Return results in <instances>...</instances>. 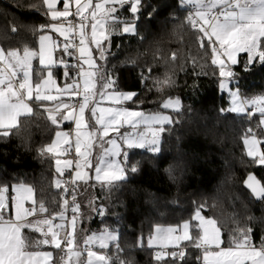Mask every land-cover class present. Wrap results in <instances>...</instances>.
I'll return each instance as SVG.
<instances>
[{"label": "snow or ice", "instance_id": "snow-or-ice-1", "mask_svg": "<svg viewBox=\"0 0 264 264\" xmlns=\"http://www.w3.org/2000/svg\"><path fill=\"white\" fill-rule=\"evenodd\" d=\"M61 3L62 6L58 7V0H41L28 9L38 14L43 10L44 16L48 18L44 24L25 25L38 35V49L28 45H24L22 50L0 47V138L6 139L10 134H15L14 130L18 131L20 118L33 114V104L47 113V119L56 128L65 121L75 125L74 141L71 131L57 130L49 143L37 149L40 157L54 160L55 172L58 174L54 178V186L63 193L62 202L58 205L59 212L49 213L46 202L35 198L34 188L30 185H0V264H57L54 259L56 250L66 254L59 257L60 264H112L110 257L92 251V245L108 248L110 242L117 241L118 230L102 229L99 233L88 235L83 241L87 249V261L80 260L81 251L75 246L79 243L76 222L81 216V206L76 201L75 187L70 191L68 185L87 184L93 179L89 174L93 167L94 179L102 187L111 188L124 181L128 172H137L141 164V161H136L129 169L126 149L139 148L151 154L160 153L166 126L174 123L163 111L145 113L137 110L146 97L141 98V94L136 91L117 90L116 80L104 67L112 36L117 33H137L136 22L144 7L142 0H97L95 3L93 0H61ZM185 4L195 8L194 12H188L185 22L193 30L195 42L203 51L205 59L210 58L211 66L218 70L219 89L227 91L231 98V106L227 110L220 109L221 113L228 111L248 116L259 113V123L264 125V93L242 97L239 88L232 87L233 84L238 85L240 79L239 73L235 71L237 66L246 73L251 72L257 62L264 66V0H179L181 9ZM125 6H128L131 20L119 17V11ZM152 14L148 13L149 18ZM11 31L16 32L17 28L13 26ZM52 33L64 39L62 48L53 39ZM58 48L65 56L72 58V62L54 59ZM241 53L246 54L243 61L238 58ZM171 58L175 61L176 53L173 52ZM189 59L195 68L196 60ZM34 60H38L41 66L35 79ZM58 64L63 65L65 79L62 86L54 78L53 69ZM204 67V64L200 65V74L206 75ZM180 70H184L183 65ZM151 71L149 68L148 76L141 71V83L151 78ZM98 84L102 85L99 95L108 99L113 106H99L96 99ZM152 84L153 87L147 91L152 92L154 89L163 95L167 89L176 86L174 73L165 72L163 77L152 78ZM129 102L136 107L127 106ZM160 107L178 112L181 109L180 98L169 96L163 99ZM249 108L251 111H248ZM124 126L143 130L120 134ZM110 133L120 135L121 144L116 139H109L111 147L105 149V152L110 153L109 159L101 156L93 164L91 150L95 142L109 137ZM262 142L255 134L243 141L247 156L257 165H264V151L259 147ZM73 144L74 160L61 159L69 153ZM73 165L74 172L69 173L70 179H63L65 169ZM244 184L254 197L264 200V184L252 173H248ZM26 202H30L29 207L25 206ZM93 203L90 201L89 207ZM69 207L72 213L70 221L66 216ZM202 209L203 205L192 218L198 221L196 237L190 235V222L187 220L183 222L182 233L180 228H162L157 225L148 238L149 247L157 243L162 249H179L181 241L191 240L194 247L201 251L203 264H264V237L261 238L260 246L256 247L251 239L253 229L238 227L230 234L229 246L222 247L221 228L212 217L201 216ZM92 211L103 216L105 209L101 204L92 207ZM25 230H28L27 233ZM45 246L52 250H43ZM168 255L164 251L157 252L155 259L160 260ZM170 256L173 260L179 258L183 261L186 252L180 249L172 251ZM200 259L197 257V260ZM120 264L132 262L120 261Z\"/></svg>", "mask_w": 264, "mask_h": 264}, {"label": "trees", "instance_id": "trees-1", "mask_svg": "<svg viewBox=\"0 0 264 264\" xmlns=\"http://www.w3.org/2000/svg\"><path fill=\"white\" fill-rule=\"evenodd\" d=\"M40 2L0 0L1 47L5 50H22L24 45L37 48L38 35L25 25L47 22L43 10L39 14L28 10ZM142 5L136 22L137 33L112 36L104 67L116 80L117 90L136 91L141 98L146 97L141 109L157 110L161 101L169 96L180 98L181 109L171 113L174 123L166 126L160 153L126 149L129 169L132 163L141 161L137 172L129 171L124 181L111 188L102 187L93 179L80 184L76 193V201L81 206L78 238L102 229L118 230L117 241L110 242L108 248L93 245L94 249L110 257L112 264H120V261L200 264L197 257L201 251L194 247L193 241H184L179 249L167 248L169 255L157 260L155 248L149 247L148 238L156 225H179L186 220L190 222L191 236L196 237L197 222L192 218L203 205L204 217H212L221 228L222 246H229L230 234L238 227H251V239L255 246H260L264 237V200L256 201L242 185L250 172L264 184V165H257L243 147L246 136L261 135L260 115L221 113L220 109H228L229 101L226 92L218 87V70L211 66L210 58L205 59L195 42L193 30L185 22L188 11L194 7L185 5L181 9L179 0H142ZM127 8L119 11L120 19H132ZM149 12L153 13L150 18ZM13 26L17 28L16 32L11 31ZM173 52L177 57L175 61L171 58ZM189 57L196 60L195 68ZM238 58L243 61L246 54L241 53ZM201 64L205 65L203 72L206 75L200 74ZM149 68L151 78L141 83V71L148 76ZM62 69L61 66L53 69L58 80L62 78ZM40 71L35 64L34 79ZM235 71L240 79L238 85L232 87H238L242 97L264 93V66L257 62L251 72L241 71L240 66ZM165 72L174 73L176 86L167 89L163 95L154 89L148 92L153 87L152 78L163 77ZM128 105L136 107L131 102ZM70 126L71 123L65 121L59 128ZM57 129L47 119V113L36 105L32 115L20 118L15 134L0 138V185L29 184L34 188L35 198L46 202L49 213L59 212L61 190L54 186L58 174L53 159L40 157L37 149L49 143ZM261 147L264 151V143ZM90 201L94 202L92 207L103 205V216L92 211ZM180 249L186 252L183 261L173 260L170 253Z\"/></svg>", "mask_w": 264, "mask_h": 264}, {"label": "rangeland", "instance_id": "rangeland-1", "mask_svg": "<svg viewBox=\"0 0 264 264\" xmlns=\"http://www.w3.org/2000/svg\"><path fill=\"white\" fill-rule=\"evenodd\" d=\"M59 1V0H58ZM95 2H97V0H93V3H95ZM185 5H187V4H185ZM62 6V5H61ZM55 40H57L58 41V39H55ZM58 50H59V48L57 49V51L54 53V58L57 60V61H59V60H61L60 59V56H59V52H58ZM57 52H58V57H56V55H57ZM41 67V66H40ZM85 68H87V66H85ZM61 86L63 85V83H61L60 84ZM101 88H102V85L101 86H98L97 87V96H96V99H97V101H98V103H99V106L100 107H111V106H113V104L108 100V99H105V98H103V97H101L100 95H99V91L101 90ZM105 92H107L108 90H104ZM119 91H130V90H119ZM226 92V94H227V98H228V101H229V106H228V108L231 106L230 105V97H229V95H228V93H227V91H225ZM53 94H55V93H53ZM172 97H178V96H172ZM168 97H166L165 99H167ZM65 100H67V97H65ZM181 101V100H180ZM162 102H163V100L161 101V104H162ZM160 104V105H161ZM181 105H182V103H181ZM127 106H130V105H127ZM131 107H134V106H131ZM135 108V107H134ZM137 110H140V111H144L145 113H149V112H154V111H163L165 114H167V115H169L170 117H171V113L173 112L172 110H170V109H162L161 107L159 108V109H157V110H154V111H145V110H143V109H141V108H138ZM248 111H251V108H249L248 109ZM259 121H260V118H259ZM67 122H69V123H71V126H70V128H58L57 130H60V131H64V132H69V131H71L72 133H73V135H72V140L74 141V129H75V125H74V123L73 122H71V121H67ZM261 126V128H262V131H261V135L260 136H258L257 134H255V133H253V134H255V136H256V138L257 139H259V140H261V141H264V125H260ZM57 130H55V131H57ZM138 130H143V129H139V128H132V127H128V126H124V127H122L121 129H120V134H123L124 132H128V133H134V132H136V131H138ZM55 131H54V133H53V136H52V138L54 137V135H55ZM249 136V135H248ZM247 137V136H246ZM245 137V138H246ZM51 138V139H52ZM244 138V139H245ZM109 139H116L117 140V143L118 144H121V139H120V135H117V134H112V133H110V136L109 137H105V138H103L102 140H98V141H96L95 142V146L93 147V149L91 150L92 151V162H93V164H95L96 162H97V158L98 157H101V156H103V158L104 159H109V156H110V153H108V152H105V149H109L111 146L109 145V143H108V141H109ZM244 139H243V141H244ZM262 143H264V142H262ZM243 147H244V150H245V153L247 154V152H246V148H245V146H244V143H243ZM259 147H260V149L263 151V148L261 147V144L259 145ZM73 150H74V144H73ZM122 151H123V148L121 149ZM61 159H69V160H72L71 159V157H70V155H69V153L68 154H66L65 156H62V157H60ZM117 159H119V160H122L123 159V157H117ZM53 166H54V169H55V163H54V160H53ZM68 171H71V172H74V165H73V167L72 168H68V169H65V174L68 172ZM86 171H88V170H86ZM89 174L93 177V180H95L94 179V176H95V169H94V167L91 169V171L89 172ZM96 182H98V181H96ZM16 184H19V183H16ZM23 184H26V185H29V184H27V183H23ZM79 185L81 184V185H84V183H78ZM35 196V195H34ZM25 206L26 207H29L30 206V202H26L25 203ZM80 212H81V210H80ZM196 212V211H195ZM12 214V213H11ZM201 214V216H204L203 214H202V212L200 213ZM72 215V214H71ZM194 215H195V213H194ZM194 215H193V217H194ZM70 219H71V216H70V218L68 219L69 221H70ZM196 221V220H195ZM57 223H64V221H56ZM197 223H198V221H196ZM77 232H79V230H80V223H81V216H79L78 217V219H77ZM182 225H183V222L182 223H180L179 225H159L160 227H162V228H167V227H169V226H171V227H174V228H180L181 229V233H182V231H183V229H182ZM157 226V225H156ZM156 226L154 227V229H153V233H154V231H155V229H156ZM190 231V230H189ZM100 231H96V233H99ZM93 232H91V233H89V234H84V235H82L81 236V238H78V240H79V243L75 246L76 248H77V250H80L81 251V256H80V260H82V261H87V249L85 248V245H84V243H83V241H84V239H86L87 238V236L88 235H91ZM152 233V234H153ZM151 234V235H152ZM190 235H191V232H190ZM184 241H181L180 242V245L183 243ZM95 247H97V248H99L97 245H94ZM153 248H155V250H154V252H155V254L157 253V252H161L162 251V249L158 246V244L157 243H154V245L152 246ZM168 248H171V247H168ZM43 250H52L51 248H47V249H43ZM92 251H94V252H97L98 254H101V255H105L106 256V258H107V255L104 253V252H102V251H99V250H97L96 248L94 249L93 248V245H92ZM55 252L56 251H54V259H55ZM200 257H201V259H200V264H203V262H202V253H201V255H200ZM57 264H60V262H57Z\"/></svg>", "mask_w": 264, "mask_h": 264}, {"label": "built area", "instance_id": "built-area-1", "mask_svg": "<svg viewBox=\"0 0 264 264\" xmlns=\"http://www.w3.org/2000/svg\"><path fill=\"white\" fill-rule=\"evenodd\" d=\"M190 11H195V10H190ZM189 12V11H188ZM78 42V41H77ZM64 60H68L69 62H72V58H70V57H67V56H65L64 55ZM76 101H75V99H73V103H75ZM69 155H70V157H71V159L72 160H74V158H75V152H74V150H73V148L72 149H70V151H69ZM69 173H71V171H68L66 174H65V180H69L70 179V176H69ZM68 187H69V190L71 191L72 190V188L73 187H75V191H76V193H77V191L80 189V185L79 184H77V185H68ZM63 196V193H62V191H61V193H60V203L62 202V200H61V197ZM68 199L69 200H71V197H68ZM71 208L69 207V210H68V212L66 213V216H67V218L69 219L70 218V216H71ZM162 249V248H161ZM167 248H165V249H162V251H164V252H167ZM61 255H66L64 252H61V251H56V255H55V259L57 260V262H59V257L61 256Z\"/></svg>", "mask_w": 264, "mask_h": 264}, {"label": "crops", "instance_id": "crops-1", "mask_svg": "<svg viewBox=\"0 0 264 264\" xmlns=\"http://www.w3.org/2000/svg\"><path fill=\"white\" fill-rule=\"evenodd\" d=\"M61 5H62V3L60 2V0L58 1V7H61ZM186 6H191V7H193L192 5H190V4H187ZM195 10V9H194ZM48 19V18H47ZM52 36H53V39L55 40V39H58V42H59V44L61 45V48H62V45H63V43H64V39L62 38V37H58V35L56 34V33H52ZM1 47V46H0ZM95 46H93V48H94ZM37 49H38V46H37ZM58 52H59V56H60V59H64V54L62 53V51H61V49L59 48V50H58ZM58 52H57V55H56V57H58ZM55 59V58H54ZM37 65L40 69H41V67H40V65H39V62H38V60H34L33 61V66L34 65ZM57 66H61L62 68H63V65H57ZM56 66V67H57ZM54 78H57L55 75H54ZM64 76H63V69H62V78H61V80H58V83L59 84H61V83H64ZM73 102V101H72ZM37 104H33L32 106H33V109L35 108V106H36ZM222 246V245H221ZM222 247H225V246H222ZM256 247H259V246H256Z\"/></svg>", "mask_w": 264, "mask_h": 264}, {"label": "water", "instance_id": "water-1", "mask_svg": "<svg viewBox=\"0 0 264 264\" xmlns=\"http://www.w3.org/2000/svg\"><path fill=\"white\" fill-rule=\"evenodd\" d=\"M250 173H252L254 176H255V174L253 173V172H250ZM247 176H248V174L245 176V178H244V180H243V182H242V185H243V187L251 194V196L256 200V201H258V200H260V199H258V198H256V197H254L253 196V194L251 193V190L250 189H248L246 186H245V184H244V181H245V179H247ZM256 177V176H255ZM257 178V177H256ZM258 179V178H257ZM259 180V179H258ZM260 181V180H259ZM261 182V181H260ZM262 184V183H261Z\"/></svg>", "mask_w": 264, "mask_h": 264}]
</instances>
